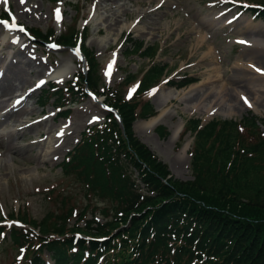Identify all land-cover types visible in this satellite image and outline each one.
<instances>
[{"label": "trees", "instance_id": "1", "mask_svg": "<svg viewBox=\"0 0 264 264\" xmlns=\"http://www.w3.org/2000/svg\"><path fill=\"white\" fill-rule=\"evenodd\" d=\"M257 1L264 6V0ZM258 15L264 18V10ZM32 33L35 40H54L63 47L75 45L81 36L73 28L58 37L54 28ZM133 51L155 55L153 46L143 48L141 42ZM83 55L85 74L66 89L52 84L46 91V98L61 110L69 97L86 96L85 88L97 93V60L87 48ZM164 69L151 66L131 98L125 99L118 88L101 93L104 105L117 111L121 127L113 112H107L103 124L86 128L61 164L63 175L81 186L87 201L103 204V222L92 217L84 228L70 225L77 204L71 193L52 188L57 211L35 221L23 210L16 216L22 227L10 229L9 239L23 249L27 263L45 264L47 253L54 264H264V137L257 119L211 121L201 129L199 121H189L196 132L194 177L174 179L132 128L137 119L154 113L143 97ZM134 79L128 75L122 86L134 84ZM193 81L185 79L182 85ZM88 209L89 203L78 218ZM5 230L0 228V235Z\"/></svg>", "mask_w": 264, "mask_h": 264}, {"label": "rangeland", "instance_id": "2", "mask_svg": "<svg viewBox=\"0 0 264 264\" xmlns=\"http://www.w3.org/2000/svg\"><path fill=\"white\" fill-rule=\"evenodd\" d=\"M56 1L26 0V3L21 5L16 0H9L7 4L0 0V14L7 13L9 16H15L29 31L40 28L46 32L53 25L56 27L57 34L65 32L69 28L80 31L85 29L86 41L81 45L82 48L91 50L96 57L97 76L100 78L96 89L98 93L105 92L106 89L118 88L122 96L127 99L129 93H132L135 88L134 84H130L126 88L122 86L128 75H133L136 82L152 65H164L163 74L153 84L154 87L150 92L143 97L144 101H149L153 106L155 111L153 117L158 113L155 96L161 92L165 93L167 88L186 90L189 86L179 88L177 84L185 77L195 78L199 85L208 80L215 81L208 87L216 84L223 86L228 82L237 83V90L245 94L247 92L243 83H249L253 87L259 81L254 80V77L263 76L264 78V66L257 65L255 58H251L254 55L251 54L253 52L264 54V21L258 16L251 15L246 8L257 9V5L260 3L255 0H160L163 2V7L159 8L154 15H150L138 23V27L144 28L146 33L123 31L112 37L107 36L104 30L97 32L91 24L90 18L97 15L94 9L95 0H58V3ZM115 1L117 7H124L127 11L133 12L132 15L130 13L129 18H125L121 14L120 25H127L133 24L135 20L138 21V14L154 8L158 0H154L151 4L148 0H139L143 1V7L138 6V0L135 2ZM224 4H230V6ZM57 9H59L60 15L59 22L56 18ZM93 12L95 15L92 14ZM235 15H239V17L236 19ZM230 18L236 20L226 25L225 21ZM213 19L216 22L215 29L207 30L199 27V23L205 25ZM238 23L242 24L241 30L232 31L230 28ZM133 41L143 42L145 46L153 45L155 55L147 57L135 51L128 53L127 50ZM240 41L245 43H240ZM106 42L107 45H100V43L105 44ZM72 54L68 48L56 47L53 44L45 46L37 41L22 38L18 34L6 36L0 27V73L1 71L4 73L8 67L23 69L29 80L24 93L27 94L35 90V93L27 99L29 106L35 108L33 119L37 118L36 120H38L44 114L55 117L56 112L51 103L52 100L42 104L41 98L44 95V90L47 89V83H45L48 80L47 75L57 66L58 62L62 60L73 62L77 67V72L70 79L56 83L59 88H64L81 70H86L82 60L75 58ZM243 63V68L252 73L245 74L246 76L240 79L235 70L237 65L241 66ZM110 64L111 69H109ZM38 71H43V73L37 75ZM220 72H222L223 78H218ZM41 81L43 83L37 88L36 85ZM260 84L262 83L260 82ZM204 88L201 86L197 88L193 92V97L196 98L202 94ZM257 88L259 87H255V89ZM247 96L250 98L248 94ZM102 100L103 97L94 98L91 95L84 99L75 97L69 107L67 117H55L54 123L48 124L55 129L66 125L73 127L74 130L71 140L53 162L28 165L26 160L16 157L14 163L13 156L10 153L5 154L10 168L0 173V221L4 219L5 224L10 228L11 224L15 225V222H10L12 221L9 217L11 214L17 215L24 210L32 219L40 221L48 211H57L59 203H56L51 195H47L49 189L57 187L63 195L71 193L73 202L77 204V211L70 219V225L84 228L85 220H90L92 217L103 222L104 218L99 211L103 204L96 200L87 201L82 194L81 186L74 180L61 175L59 168L64 157L80 139L84 129L103 122L105 109L101 104ZM250 103L254 109L258 110V114L250 108L242 110L238 103L240 107L234 109L233 114L222 117L215 114L192 113L185 109L186 103L172 100L161 107V110L166 114L157 126L158 128L147 132L135 131L134 126L145 121L140 119L133 124L134 135L167 165L171 177L179 181H191L194 177L191 165L194 135L191 131L194 130L192 126L188 127L191 131L187 130V126L183 130L186 123L189 120L197 119L201 127L212 120L239 122L246 117L253 116L258 120L259 132L264 137V105L255 103L252 99ZM86 110L90 113L85 114L83 111ZM78 114L81 115V120L77 119ZM181 124L182 129L174 143L169 140L171 135L169 127ZM160 127H163L167 134H161ZM33 140L37 139L34 134H31L27 138L14 139L11 143L25 146ZM186 141L190 142V148L182 158L178 159L179 152ZM29 174L32 175V179L31 177L25 178ZM87 203H89V209L84 216L78 218L79 212ZM5 233V238L0 236V264H28L23 257V252L14 247L9 240L8 230ZM46 262L47 264L53 263L47 254Z\"/></svg>", "mask_w": 264, "mask_h": 264}, {"label": "bare ground", "instance_id": "3", "mask_svg": "<svg viewBox=\"0 0 264 264\" xmlns=\"http://www.w3.org/2000/svg\"><path fill=\"white\" fill-rule=\"evenodd\" d=\"M16 1L19 2V0ZM129 1L135 2V0ZM148 1L150 4L154 2V0ZM95 2L94 9L97 15L90 18L91 24L97 32L104 30L107 36L109 35L111 37L123 31H135V33L137 32L139 34L146 33L144 28L138 27V23L145 20L148 16L154 15L159 8L163 7V2L158 0L154 8L149 11H142L138 14V21L135 20L133 24L120 25L121 14L124 15L125 18H129L131 12L127 11L124 7H117L115 0H95ZM137 3L138 6L143 7V1L138 0ZM94 13L95 12L92 14ZM132 14L133 12L131 15ZM210 21V23L205 24L206 26L203 25L204 23H199V27H203L207 30L215 29V19ZM241 25L240 23L237 25L234 24L230 29L232 31H240ZM111 41H113V39H111ZM107 44V42L105 44L100 43L101 46ZM251 54H254L251 58H255L254 60L257 65L264 66V54L260 52H253ZM243 66L244 63L241 64V66L237 65V69L235 70L240 79L246 76L245 74L252 73L244 69ZM76 72L77 67L73 62L69 63L62 60L49 72L47 78L61 83L70 79ZM36 73L40 75L43 71H38ZM218 78H223L222 72L218 74ZM256 79L259 81H257L253 87L250 86L249 83H243V87L247 92L246 94L237 90V83L233 84L228 82L227 84H223V86H217L216 84L208 87V85L215 83L213 80L203 82L201 85H199V83L191 85L186 90L167 88L165 89V93L161 92L155 96L156 103L158 104L157 115L143 121L140 125H135L134 130L140 132H147L148 130L153 131L159 123L162 122L166 114L161 110V107H164L166 103H170L172 100H179L186 103L185 109L192 113L198 112L206 115L215 114L228 117L233 114L234 109H238L241 106L242 110L250 108L258 114V110L254 109L252 106L248 107L242 99V97H246L249 102L252 99L255 103L264 105V97H262V95H264V78L263 76L254 77V80ZM260 82L262 84H260ZM28 84L29 80L26 78L23 69L8 67L4 70V73L3 71L0 73V173L10 168L6 161V153H10L13 156L12 161L14 163L16 162V157L26 160L28 165L32 163L53 162L71 140L74 133L73 127L71 126L61 125V127L57 129L49 126V123H54V116L52 117L44 114L38 120H36L37 118L33 119L35 116V108L29 106L27 99L35 93V90L27 94L24 93V89ZM200 86L205 88L202 90V94L194 98L193 92ZM255 87L259 88L255 89ZM19 91L20 93L18 94ZM83 112L85 114L90 113L88 110ZM77 119L81 120L80 114H78ZM169 128L171 129L169 140L175 143L182 129V124ZM31 134H34L37 140L31 141L25 146H18L11 143L14 139L27 138ZM189 148L190 142L186 141L179 152L178 159L182 158L183 154H186ZM31 176L32 175L29 174L26 175L25 178H30Z\"/></svg>", "mask_w": 264, "mask_h": 264}, {"label": "snow or ice", "instance_id": "4", "mask_svg": "<svg viewBox=\"0 0 264 264\" xmlns=\"http://www.w3.org/2000/svg\"><path fill=\"white\" fill-rule=\"evenodd\" d=\"M2 2L4 4H7L9 2V0H2ZM19 3L21 5H24L26 3V0H19ZM56 18H57V22H59V19H60V15H59V9L56 10ZM0 23L4 24L5 27H8V23L6 21H0ZM17 27V24H16V18L15 16L12 17V22H11V28L9 30H12V29H16ZM19 31L23 32L24 31V28L23 27H20L19 28ZM240 43H245L243 41H240ZM115 55V54H114ZM114 62V61H113ZM109 69H111V64L109 65ZM259 71V70H258ZM108 74V73H106ZM43 83V81H41L40 83H38L36 85L37 88H39L41 86V84ZM132 91H135V89H133ZM128 98H131V92L129 93V97ZM244 103L248 106V107H251V103L247 100L246 97H242Z\"/></svg>", "mask_w": 264, "mask_h": 264}]
</instances>
